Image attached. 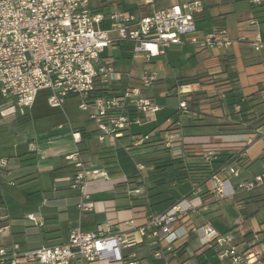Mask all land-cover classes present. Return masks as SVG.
<instances>
[{
	"label": "crops",
	"instance_id": "0c3cea01",
	"mask_svg": "<svg viewBox=\"0 0 264 264\" xmlns=\"http://www.w3.org/2000/svg\"><path fill=\"white\" fill-rule=\"evenodd\" d=\"M193 1L196 0H153L152 3L146 4L145 0H92L91 9L106 17L112 13H129L139 18L159 9ZM198 1L204 7V12L196 23L201 36L224 31L232 45L220 49L201 50L188 38H184L182 44L165 48L164 55L148 61L145 55L134 56L128 49L124 50L123 55L126 58L122 59V49L116 43L106 50L103 57L115 59L114 69L120 76L114 82L125 80L124 89L139 85L140 79L133 78L137 60H145L140 70L142 76L146 71H157V82L147 91L145 90L144 94L153 99L155 104L158 103V99L166 98L170 106L169 110L162 109L155 116H150L142 127L148 129L141 134H132L133 136L150 135L153 141L162 139L170 121L179 126L185 143L192 149L184 158L187 163H204L210 166L213 174H217L223 166L234 165L239 158L241 177L250 179L264 173V47L257 50L253 45L256 39L264 43V23H260L255 18L249 0ZM103 25L110 29L108 21L100 25L101 29ZM124 46L127 47L128 44ZM157 58H160L158 64L152 67L155 64L153 61ZM171 74L174 75V87L167 93H158L156 88L165 80L166 75ZM124 76H129V79L126 80ZM190 78H196L198 81L190 85H180L182 80ZM104 88L112 91L124 90L112 89L109 86ZM233 89L236 91L229 94ZM42 93L48 98L47 92H41L37 100ZM169 99L177 100L179 104L181 101H186L197 116L181 115L178 102L174 103L175 101ZM243 104L246 106L244 107ZM231 106L235 107L234 114L230 112ZM255 106H260L263 110L257 113ZM237 107H240L244 113L239 114ZM21 119L26 121L21 123ZM16 121L19 125H23L29 123L31 117L29 114H23L17 117ZM4 126V124L0 125V135L6 131ZM59 129L63 127L60 126ZM82 131L92 133L84 126H73L71 137L73 138V133H79L82 140ZM128 131L123 138L129 137ZM244 135H251L254 143L245 149V156L240 157L243 144L237 141H240ZM93 138L94 136L91 137ZM81 140L76 141V150L68 152L58 146L54 148L52 145L54 143L51 141L46 148L39 146L35 149L34 144L28 145L24 141V147L21 149L20 146H15L13 151L7 153L0 151L2 198L0 218L5 217L0 223V248H9L17 244L22 252H29L43 246L62 245L68 241L70 231L78 227L87 232H96L99 229L107 231L108 224L112 223L115 226L112 231L117 232L122 230L119 225L125 222L134 221L138 226L143 225L144 211L165 212L174 205L171 206L167 202L164 207L157 208L154 206L156 202L149 199L150 207L119 208V205H126L127 202L119 201L117 198L109 202L94 198L102 192L111 190L112 187L115 190V187L125 180L135 177L146 180L142 175L146 167L142 163H134L129 157L124 158V154L119 155L120 164H118V150H115L117 144L112 147L107 142L98 141L99 145L88 147V155H80ZM202 148L217 151L216 158L210 164L200 155L199 151ZM72 155L75 156L74 161L67 160V157ZM2 161H7L6 168L1 166ZM110 162H114L115 169H111L113 166ZM77 163H81L87 171L100 170L108 174V180L90 181L85 187L84 191L90 195L91 201L95 202L92 212H81L78 207L82 201L83 190L80 187L74 188L71 182L81 170L77 167ZM138 165H142L144 170L140 171ZM149 169L150 173L153 165ZM188 181L192 183L194 190V183ZM130 187L128 186L127 192ZM193 190L183 199L191 197ZM26 192H28L27 196ZM5 193H9L11 197L17 198L19 203L22 202L27 206L29 211L25 212V215L34 216L37 222L29 221L27 217L23 218L19 214L15 216L6 205ZM202 194H206L204 197L201 195L202 207L176 226L178 234H184L186 231L189 234L176 243V252L170 256L172 262L174 264L209 262L208 253L215 249H205L200 242L198 248H191L194 240H198L197 236L190 232L191 228L200 227L205 223H211L221 234L239 233L243 239L239 243L240 249H255L262 253L264 259V218L258 217L260 208L264 207V192H242L227 200L217 195H209L205 191ZM127 196L130 199L148 198L146 192L138 196L128 194ZM171 199L175 203L183 200L165 198L161 201ZM252 205L256 206L254 210L249 209ZM24 219L26 221H23ZM135 232L136 230L132 234L138 238ZM137 252L142 264L153 263L154 260L145 246H141ZM185 255L187 258L183 259ZM213 256L216 257V253ZM217 263L231 264L219 261ZM0 264L6 262L0 260Z\"/></svg>",
	"mask_w": 264,
	"mask_h": 264
},
{
	"label": "built area",
	"instance_id": "2783aa9c",
	"mask_svg": "<svg viewBox=\"0 0 264 264\" xmlns=\"http://www.w3.org/2000/svg\"><path fill=\"white\" fill-rule=\"evenodd\" d=\"M91 1L0 0V107L12 112L30 109L39 94L47 92L50 107L60 109L66 98L77 96L79 109L88 113L97 127L98 141L115 147L132 125H142L144 119L160 111L153 99L144 94L158 77L155 71L149 70L137 87H128L117 95L98 96L97 90L120 76L114 69L115 59L103 57L107 49L122 42L131 46V54L145 55L150 61L164 55L165 48L182 44L184 38L201 50L226 48L232 42L224 31L201 36L196 27L197 19L204 12L200 1L159 9L139 18L129 13H112L106 17L91 9ZM152 2L145 0L146 4ZM249 2L260 6L264 0ZM105 21L110 23L108 31L100 28ZM253 45L257 50L264 47L259 39ZM236 110L241 111L240 107ZM179 112L197 116L186 101L180 102ZM72 136L75 141L81 140L79 133ZM149 141V135L136 136L127 151ZM237 142L243 144L239 154L243 157L254 138L244 135ZM161 145L172 159L185 158L192 151L179 126L170 121ZM199 153L208 164L218 154L205 148ZM74 157L69 156L67 160L74 161ZM237 160L234 165L223 166L204 185H195L191 197L175 203L168 211H144L145 223L141 226L134 221L125 222L117 232L112 231L115 227L112 223L108 224L107 231L87 232L78 227L70 231L68 241L62 245L43 246L29 252H22L17 244L2 247L0 260L6 264H142L137 251L145 246L154 260L147 264H174L170 256L176 252L175 245L189 234L187 231L178 234L176 226L202 207L204 191L221 199H231L242 192H264V173L243 179L240 159ZM76 165L81 170L71 182L74 188L83 190L78 207L81 212H92L95 202L84 191L85 187L90 181L108 180V174L87 171L81 163ZM1 166L6 168L7 161H2ZM138 169L143 171L144 167L138 165ZM143 193V187L128 191L130 196ZM4 218H0V223ZM27 219L37 222L32 215H27ZM134 230L138 238L133 236ZM190 232L197 236L203 248L215 249L221 263L264 264L261 252L252 248L241 250L233 234H221L211 223L192 227Z\"/></svg>",
	"mask_w": 264,
	"mask_h": 264
},
{
	"label": "rangeland",
	"instance_id": "374dc122",
	"mask_svg": "<svg viewBox=\"0 0 264 264\" xmlns=\"http://www.w3.org/2000/svg\"><path fill=\"white\" fill-rule=\"evenodd\" d=\"M198 1V0H196ZM102 29L105 31L109 29L108 26H102ZM253 47L252 44H250ZM254 48V47H253ZM142 55V54H140ZM158 60L153 61L155 64L152 67H156L158 64ZM145 60H137L135 62V69L133 72L134 79H142V73L140 72L142 65L144 64ZM159 66V65H158ZM158 70V68H156ZM157 72V71H155ZM129 79V76H124ZM139 80V81H140ZM122 82L118 83H110L109 87L112 89H124L125 86ZM175 85L174 75H166L165 80L158 86L156 89L158 93L163 94L170 91ZM147 91V89H146ZM174 103H177V100L169 99ZM80 98L77 96H71L66 99L60 109H53L50 107L48 103V98L46 97L45 93H42L39 99L36 101L35 105L30 109L19 110L16 109L15 112L12 111H3V108L0 107V125H5L6 131L1 133L0 138V151L2 152H10L13 151L15 146H20V149L24 147V141L28 145L34 144L35 149L40 147L46 148L48 146V142H52L54 144V148L58 146L60 149L63 148L67 152L70 150H76V141L71 137V129L73 126L79 127L84 126L88 132H94V138L87 140L88 147H92L93 145H99L98 142V135L96 133L97 127L93 121L90 120L88 113L83 112L79 109ZM179 104V102H178ZM157 105L160 107V110L166 109L169 110L168 100L166 98L158 99ZM245 107L246 105L243 104ZM231 114H234L235 107L231 106L229 108ZM254 109L257 113L263 110L260 106H255ZM15 114V115H14ZM23 114H29L31 117V121L29 123L19 125L16 121L17 117L22 116ZM16 116V117H15ZM176 116L173 117L175 119ZM27 120V118H26ZM25 119H21L20 122L23 123L26 121ZM147 119L143 120L142 125H132L129 128V137L120 138L117 141V147L115 150H118V164H120V156L124 154V158L129 157L134 163H142L146 167V171L142 174L144 178L149 176V168L152 166L154 161L159 160L165 155L163 146L160 143H156L151 147H132L131 151H127L126 146H132L133 141L135 139L136 134H141V132L147 130L148 128H142L146 123ZM62 126L63 129H59ZM133 134V135H132ZM132 135V136H131ZM143 136V135H142ZM28 140V141H27ZM128 146V147H129ZM43 149V148H42ZM9 189H13L9 187ZM192 183L186 181L184 183L179 184L176 187H167L165 193L153 199V202H159L165 198H174L176 201L183 199L185 196L192 192ZM6 194V202L7 207L9 210L13 212L15 216L19 214V216L26 218L25 212L29 211L27 206H24L22 202L19 203L17 198L11 197L9 193ZM28 195V192L25 194ZM94 198H98L109 202L117 198L116 191L112 187L111 190L107 192H102L98 196ZM34 200V197L32 198ZM227 200V199H226ZM165 205H159L157 208L164 207ZM256 208L255 205L250 206L249 209L254 210ZM72 216V215H71ZM258 217L260 219L264 218V207L260 208L258 213ZM255 218V217H254ZM23 221H26L25 219ZM236 241L238 243L242 242V236L237 233L233 234ZM199 241L196 239L191 245L193 247H199ZM215 251H211L208 253L209 262L207 264H220L217 263L218 258L217 256L214 257ZM187 258V255L184 256L183 259ZM37 264V263H31Z\"/></svg>",
	"mask_w": 264,
	"mask_h": 264
},
{
	"label": "trees",
	"instance_id": "16d2710c",
	"mask_svg": "<svg viewBox=\"0 0 264 264\" xmlns=\"http://www.w3.org/2000/svg\"><path fill=\"white\" fill-rule=\"evenodd\" d=\"M253 12L255 18L260 22L264 23V4L260 6H254L252 5ZM118 46L122 49V59H125L126 57L123 55L124 50L128 49V51L131 53V46L128 45L127 47L124 46V43L118 42ZM198 81L196 78H190L185 79L180 82V85H190L194 84ZM236 90L229 91L230 93L235 92ZM120 91H112L109 89H105L104 87L97 90L98 96H112L119 94ZM130 115H133V112H130ZM244 113V111H241L239 114ZM94 136V132L92 133H85L82 131V140L80 142L81 148L79 150L80 155H88V145L87 140ZM150 136V135H149ZM151 137V136H150ZM156 143H160L161 145V139L154 140L151 137V141L144 144L143 147H151L155 145ZM166 152V151H165ZM110 165H114V162H110ZM153 169L149 173V176L146 178V180H143L142 177H135L132 179L127 180L124 183H119L116 187V195L117 200L125 201L127 202L126 205H119V208H131V207H150L149 199H154L163 193H165L167 187L171 185H177L181 184L183 182H186L188 180H191L195 185H204L206 181L212 176L213 172L210 169L209 165H206L204 163L202 164H191L187 163L184 158H178V159H172L167 155H164L159 160L154 161ZM111 169H115V166L111 167ZM128 186L130 187V190H136L140 187L145 188V192L148 194L147 199H130L127 194ZM206 194H202V197H204ZM1 196H0V204H1ZM167 202H169V205L175 204V201L173 199L166 200V201H159L155 203V207L159 205H164ZM163 211V210H160Z\"/></svg>",
	"mask_w": 264,
	"mask_h": 264
}]
</instances>
